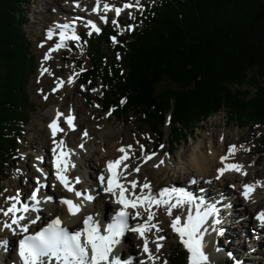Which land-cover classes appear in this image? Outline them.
<instances>
[{
	"label": "trees",
	"instance_id": "16d2710c",
	"mask_svg": "<svg viewBox=\"0 0 264 264\" xmlns=\"http://www.w3.org/2000/svg\"><path fill=\"white\" fill-rule=\"evenodd\" d=\"M20 2L0 0V175L28 120L24 86L32 59ZM108 33L115 32L86 37L89 66H80L79 82L90 92L100 80L103 111L121 120L135 113L156 144L166 119L171 152L194 125L220 111L239 128L264 126V0H155L139 27L118 37L120 60L101 47L111 43ZM259 152L264 154V129ZM171 259L191 264L181 249L173 250Z\"/></svg>",
	"mask_w": 264,
	"mask_h": 264
},
{
	"label": "rangeland",
	"instance_id": "374dc122",
	"mask_svg": "<svg viewBox=\"0 0 264 264\" xmlns=\"http://www.w3.org/2000/svg\"><path fill=\"white\" fill-rule=\"evenodd\" d=\"M75 1L77 0H21L19 4V16L24 21L21 24V28L29 44L28 49L31 56L30 58L32 59L30 74L24 86V91L29 103L26 109L28 112V120L26 124L19 128L20 132L16 136V138L19 137L17 147L18 158L12 160L11 165L6 167V170L0 175V225L3 223L1 219L2 213L4 214V212L9 209L12 202L16 200L20 202L19 199L27 200L33 195L32 191L33 187H35V182L42 175L36 174L34 170L40 168V163H45L46 165L50 164L48 152L50 153V147L52 144L57 143V140L52 139V137L49 138V134L47 135V130L45 128V122L49 119V128H51L50 123L53 116L49 115V110L55 107L54 104L57 106L56 108L60 110L62 116H64L63 121H60V126L64 130L60 134L58 140L62 141L66 139V142L72 148L73 153H71L74 154V163H72L74 168L73 171L78 174L77 178L81 180L79 183L77 182L80 188L81 186H85L86 177L88 180L93 179V173L90 174L91 178L88 174V171H92V168L90 169L84 166V157L94 154L95 158L104 157L106 154L103 153V151L108 149V141H105L103 138L112 132L114 133V137L111 140L114 141V143L119 144L122 142V145L130 144L132 145L131 150H137L136 158L133 159V163L130 167L135 166V168H140L139 172L141 176L139 177L141 183H144V185L149 183L156 185V187H160L161 185H169L172 183L183 184V178L188 174L187 171L190 173L188 175H195L194 177H196L195 169L191 165L192 156L197 149L196 147L200 146V144L203 151L206 150L210 138L222 144V146H219V143L216 145V147L221 150H228L232 144L237 146L238 150L234 151L235 153L231 161L238 168L243 167L248 171H250V169L251 171L255 169L264 170V154H258V151L261 149V132L264 127L255 125V123H247V125L239 128L236 126V122H229L227 120L226 111H220L207 118V120L198 122L194 125L192 132L187 133L185 140L177 144L175 151L171 152V148L169 147L171 123L168 119L164 120L161 124L160 131L163 136L160 143H162V145L160 144L156 149L155 134L148 127L142 125L138 115L130 112L125 114L123 120H121L109 111L104 112L101 110V106L98 104L99 98L101 97L100 81L97 80L94 83L96 89L93 88L90 92L77 81L79 73L78 64L80 63V65L84 67L89 66L85 48L80 40V30L84 29V27L74 26L75 32L73 38H75V41L69 40L63 43V46H60V48H57L61 40L60 34H53V37H56L55 40L51 39L52 36L50 37L51 30L54 31L55 28H58L57 24L61 18L68 19L69 15L74 16L76 14L82 16L81 11L70 14L72 11L65 10V7L75 9ZM107 3L111 5L115 3L117 8L120 9V15L116 17L111 13L110 15L95 17V19L90 22L99 23V28L95 27L93 30L99 32L103 27V23V25L115 28L118 35H123L131 31L134 26L136 28L139 27V22L134 25L133 23L137 21L141 15H144L147 8L155 2L153 0H116L114 3ZM80 4L83 5L82 3ZM87 5L90 6L92 4L86 3L84 7ZM53 10L55 14H53ZM124 11L125 13L123 14L122 12ZM72 20L74 21V17ZM54 21L55 26L52 25ZM88 24L83 23L82 25ZM44 31H46L45 35ZM86 31L89 34L93 33L91 30ZM72 43L75 45V49L72 48ZM114 45L115 40L114 43H105L101 47L104 49V52H106L107 56L117 59V54L113 50ZM55 49H57V52L51 55L48 54L49 51ZM47 56L50 57L47 58ZM70 74H72L75 79L73 85L71 82L67 84V86L55 89L54 86L58 81L60 79L66 81ZM165 85H168V83L166 82ZM89 96L92 97L91 100H89ZM78 106H81L82 112H78ZM72 109H74L75 115L72 121H69V112ZM71 113L72 112H70V114ZM91 131H93L94 134H90ZM224 133L229 134V137L225 140ZM212 134L214 137H212ZM239 135H243L244 137L240 138ZM43 140L46 141L47 147H43ZM252 148L256 149V151L252 153L250 161L245 163L243 159L246 156V150ZM166 151L169 155L165 153ZM46 154H48V157H44ZM257 158L258 163L254 165V160ZM95 163L98 164L97 159L96 161H90V164L94 167L96 165ZM162 165L163 170H160ZM174 167L176 168L175 171L173 169ZM236 173L238 174V172ZM82 176H85V179H82ZM261 180H264V173ZM219 184L220 181L215 184L216 187ZM48 186L50 187V183H48ZM227 188L231 193L234 192L229 184ZM92 196L94 198V194ZM257 196H264V189H261ZM249 205L251 207L254 206L251 202ZM162 208V206L161 209H157L156 207V212H149L150 214L155 213L157 216V220L154 221L150 227V240L153 242V250L159 248V246L164 247V252L168 258L169 264H172L170 256L175 249H184L187 261L193 264H221L218 262V258L221 256H232L229 254L230 252L222 255L219 253L220 251L217 253L215 250V241L216 244L220 246L222 240L217 238L213 239V233H211L210 238L204 237V235L202 236V241L205 245L207 242L208 245L205 253H202V251L197 248L194 250L188 248L187 242L182 238L180 232L174 226V222L179 224L186 218H182V215H180L181 212H177V214L175 213L176 210H174L175 212L173 211V214L170 209ZM235 208L241 217L233 224L234 230L237 231L240 228V222H245L250 226L253 237L258 238L259 236L255 235L259 233L254 229L255 222L250 221L252 219V217H250L251 214L245 213L246 210L242 205H237ZM41 209H43L44 212L48 210L47 208ZM160 223L169 227V232L172 236H168V238L162 236V232L159 230L158 226ZM26 224L30 225V221ZM147 236H149V234H147ZM198 236L201 237L200 232H198ZM128 238L133 242L135 252L139 251L141 254L140 242L135 240L134 235H128ZM157 240H164L165 244L163 242L158 246V244L156 245L155 243ZM252 243L253 240L244 243L245 247H243L242 250H246V253L243 251V255L242 250L240 254H238V246H235L234 242L229 243L231 248H233L232 252H236V255L238 254L234 257V261L239 262L238 264H264V252L263 254L254 253L253 255L257 258L252 260H242L240 258H248L246 255L249 253L250 244ZM178 246L180 247L178 248ZM143 255L144 254L141 256L139 255V257ZM136 259L138 263V257H136ZM7 261H5L4 264H9L10 260ZM162 261L165 262L166 259ZM163 262L160 264H163ZM131 264L136 263L133 261Z\"/></svg>",
	"mask_w": 264,
	"mask_h": 264
},
{
	"label": "bare ground",
	"instance_id": "6f19581e",
	"mask_svg": "<svg viewBox=\"0 0 264 264\" xmlns=\"http://www.w3.org/2000/svg\"><path fill=\"white\" fill-rule=\"evenodd\" d=\"M115 1L116 0L80 1L79 3L83 4L81 8L84 7L86 3L92 4L94 7L97 5H104L106 8L101 7V9H94L89 16L81 12L82 16L76 14L73 17L74 19L81 17L85 19V21L87 20L91 29H94L98 24L90 21L95 19V14H97L96 16H106L112 13V15L116 17L120 15V9L115 5ZM107 2H112L114 5ZM65 10L72 11L73 8L65 7ZM77 12L79 11L77 10ZM122 13L124 14L125 11ZM57 25L58 28H55L54 31L51 30L50 37H53L55 33L60 34L61 40L57 47L60 48V46H63V43L73 39L75 32L74 26L77 27V24H75L73 20L69 22L68 19L61 18ZM54 52H57V49L49 51L48 54L51 55ZM48 57L50 56H47V58ZM68 76L66 81L60 79L54 86L55 89L67 86V84L71 82L73 85L75 81L73 75L70 74ZM77 110L78 112L83 111L81 106H78ZM70 112L72 113L70 114ZM70 112L69 121H72L75 111L72 109ZM49 115L53 116L50 123L52 139L57 140V143L52 144L50 147V153L48 152L49 163L52 165V169L49 168L50 164H48L49 166L45 163L42 164L40 168L42 175L38 178V185L34 187L36 189V194L32 197V202L22 199H19L20 202L16 200L12 202L9 209L5 211L4 214L2 213L1 219L3 223L0 225V260H3L11 251L14 241L18 240L26 233L34 232V230L57 214L63 217L66 225H70L80 222V216L90 212L96 213V216L102 219L103 214L99 212V208L106 210L110 207L116 208L119 206L125 207L133 215L130 218L131 224L129 225V230L125 232L124 249L117 252L118 258L122 257L121 259H124L131 256L132 260L122 264H131L136 257H138L139 260L136 264H160L163 262V259H166L163 264H169L168 258L164 252V247L159 246L164 240H157L155 242L156 245L158 244L159 246V248L155 250H153V242L150 240V227L152 223L157 220V216L155 213L150 214L149 212L161 209V206L163 207L162 209L168 208L172 212L176 210V212L174 211L175 213L181 212L180 215H182V218H186L179 224L174 222V226L180 232L182 238L187 242L188 248L193 250L197 248L202 251V253H205L208 245L207 242L205 245L202 241V236L204 235V237L210 238L211 233H213L215 236H213V239L217 238L222 240L220 246L217 245L215 241V250L217 253L220 251L219 253H221V255L228 252H230L229 254L232 256L236 255V252L233 253V248L229 245V243L233 242L235 246H238L237 251L238 254H240L242 248L245 247L244 243L250 242L251 240H253V243L250 244L249 253L247 252L248 254L246 257L248 258H240L242 260H252L257 258L253 255L254 253L263 254L264 196L259 197L257 194L261 189H264V180H261L264 170L255 169L251 171L250 169V171H248L243 167L238 168L231 161L235 153L234 151L238 150L235 144H232L230 147L228 146V150H221L217 148L216 145L219 143V146H222V144L210 138L206 150L203 151L200 144V146L196 147L197 149L192 156L191 165L195 169L196 177H194L195 175H188L190 173L187 171L188 174L183 178V184L172 183L156 187V185L153 184L146 183L144 185V183H141L139 177L141 176L139 172L140 168H135V166L130 167L133 163V159L136 158L137 150H131L132 145L130 144L122 145V142L119 144L114 143V141L111 140L114 137V133L112 132L103 138L105 141H108V149L103 151L106 157L104 154V157L101 158H95V154L84 157V166L86 168H92V171H88L89 177L91 178V173H95L96 176L93 178L94 180L92 179L93 181L88 180L86 177L87 181H85L84 184L86 186L87 183V190L83 191L81 190L83 186L80 188V185L77 183L78 174L73 171L72 163H74V154H72V148L68 145L66 139L62 141L58 140L60 134L64 130L60 126V121H63L64 116H62L60 110L56 107H52L49 110ZM90 134H94V132L91 131ZM239 136L240 138L244 137L243 135ZM212 137H214L213 134ZM227 137H229V134L224 133V140L227 139ZM42 144L43 147H47L45 140L42 141ZM231 147L234 150H232ZM255 151L256 149L254 148L247 149L243 161L245 163L249 162L252 153ZM96 159L98 160V164L95 163L96 165L94 167L90 164V161H96ZM111 160L116 161L117 165H120L119 187L115 190L108 191L106 184L97 180L96 177L103 171L107 162ZM257 163L258 158L254 160V165H257ZM173 169L175 171L176 168L174 167ZM160 170H163V165L160 167ZM235 171L238 172V174ZM82 179H85V176H82ZM219 181L220 184L216 187L215 184ZM48 183H50V187ZM228 184L234 191L233 193L227 188ZM178 187L181 188L180 193H177ZM74 193L80 194L82 197H87L93 205L92 209H83L80 213L66 215L65 211L67 207L60 198L73 196ZM93 194L94 198L92 196ZM186 195L192 200L188 201V198L184 199ZM250 202L254 204L253 207L249 205ZM237 205H242L246 210L245 213L252 215L250 221L255 222L254 229L259 232L255 235H258V238L253 237L250 226L245 222H240V228L237 231L234 230L233 224L241 217L235 208ZM156 207L157 209H155ZM41 208H47L48 210L44 212ZM28 221H30V225L26 224ZM208 221L211 222V225H208ZM158 226L163 237L168 238V236H172L168 226L162 223L158 224ZM198 232H200L201 237L198 236ZM147 234H149V236H147ZM128 235H134L135 240L140 242L141 254L139 251L135 252L133 242L128 238ZM243 251L246 253V250H242V255L244 253ZM142 254L144 255L139 257V255L141 256ZM11 255L15 258L14 253H11ZM24 262L25 263L17 262V264H27V260H24ZM0 264H4V262H0Z\"/></svg>",
	"mask_w": 264,
	"mask_h": 264
}]
</instances>
